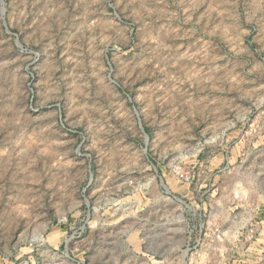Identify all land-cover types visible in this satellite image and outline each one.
<instances>
[{
  "label": "rangeland",
  "instance_id": "obj_1",
  "mask_svg": "<svg viewBox=\"0 0 264 264\" xmlns=\"http://www.w3.org/2000/svg\"><path fill=\"white\" fill-rule=\"evenodd\" d=\"M263 176L264 0H0V264H264Z\"/></svg>",
  "mask_w": 264,
  "mask_h": 264
},
{
  "label": "built area",
  "instance_id": "obj_2",
  "mask_svg": "<svg viewBox=\"0 0 264 264\" xmlns=\"http://www.w3.org/2000/svg\"><path fill=\"white\" fill-rule=\"evenodd\" d=\"M226 163L224 166V169L228 167V158L225 159ZM176 174L181 175L180 172H176ZM186 179V178H185ZM237 199V197L235 196ZM201 218H203V221L198 222L197 224L192 223L191 219L186 220L185 224V239L187 241V247H189L191 241L196 243L197 245H200L202 242V239H210V243L219 244L221 243V239H223V235L221 233V229L219 226L214 225L215 228L211 231L210 235H207V223L205 222V219H207L206 213L201 212L200 213ZM200 218V219H201ZM193 239H197L196 241Z\"/></svg>",
  "mask_w": 264,
  "mask_h": 264
},
{
  "label": "crops",
  "instance_id": "obj_3",
  "mask_svg": "<svg viewBox=\"0 0 264 264\" xmlns=\"http://www.w3.org/2000/svg\"><path fill=\"white\" fill-rule=\"evenodd\" d=\"M248 161H249V158H248V157H245V156H244V158H241L240 163H238L236 170H237V171L241 170V168H242L243 166H246V165H247V162H248ZM245 169H246V168H245ZM244 171H245V170H244ZM259 189L261 190L260 192H262V194H263V196H264V176H263V180H262V186H259ZM259 189H258V190H259Z\"/></svg>",
  "mask_w": 264,
  "mask_h": 264
}]
</instances>
